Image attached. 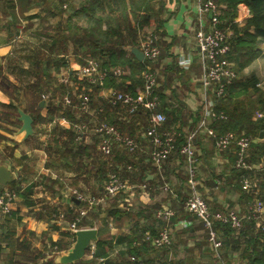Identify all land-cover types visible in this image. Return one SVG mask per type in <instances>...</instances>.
<instances>
[{
  "label": "crops",
  "instance_id": "0c3cea01",
  "mask_svg": "<svg viewBox=\"0 0 264 264\" xmlns=\"http://www.w3.org/2000/svg\"><path fill=\"white\" fill-rule=\"evenodd\" d=\"M66 1L28 0L20 6L17 0H0V73L2 75H8L15 84L26 87L35 81L32 75L26 78V72L32 64L34 65L40 52L45 56L64 58L67 63V67L61 68L59 72L54 63L43 64V69L50 72L55 85L52 89L53 98H51L52 93H48V98L43 99L44 106L39 112L40 115L33 120L34 134L28 138H25V133L21 132L22 121L19 119V113L11 115L12 121L3 117V114L10 111L9 108L4 107V104H9L13 96L0 85V165L5 164L13 173V180L10 183L7 185L0 183V195L15 194L10 204V211L6 212L0 207V264H59L56 261L57 255L64 254L74 244L75 235L69 228L71 222L67 220L69 209L74 208L76 202V209L80 211L89 206V198L103 194L100 175L110 169L111 161L118 163L120 170L126 164H130L125 153L127 151L119 142L115 143L110 157H106L100 151L101 136L95 132V129L103 121L116 124L123 135L138 137L139 147L133 153L137 154L136 160L145 158V161H133L134 164L139 161L134 170L148 175L145 181L150 188L144 194L134 191L123 192L117 201L107 204V207L111 206L112 209L119 210L125 215L124 223L121 222V225L116 226L106 212L107 209H98L92 212L93 215H88L87 220L90 224L87 227L97 228L100 236L99 228L108 221L110 235L115 237L129 235L136 230L135 219L133 220L136 218L141 224L155 225L154 229L158 232L163 224L147 212L162 206L170 207L176 212L178 210V214L176 213L177 219L172 226L174 237L172 247H169L167 254L168 260L175 264H217L209 253L207 231L200 219L188 212L179 214V210L183 207V196L188 193L185 157L180 153H173L159 173L151 163V143L142 129L143 124L147 122L146 112L134 115L124 105L112 107L110 104L109 100L114 91L121 89L120 76L130 75L129 64L120 67L123 73L110 80L112 83L106 78L104 85H98L82 78L79 74L80 70L90 56L83 57V53L75 52L74 45L66 35L69 34L67 29L69 22L86 23V17L79 16L76 21L70 20L72 10L62 7ZM86 1L82 0L81 3L85 5ZM124 1L129 3V0ZM197 1L152 0L155 9L148 14L151 15L153 22L142 27L139 26L142 11L131 17V25L138 32L137 39L149 33L158 36L157 44L161 46L162 53L156 64V71L158 90L164 107L162 108L176 112L174 125L176 129H182L184 134L196 127L203 115L201 83L203 65L195 45L198 28ZM121 3L122 0H105L106 12L112 15L118 14ZM220 5L222 9L227 8L225 2ZM250 16L247 6L239 4L236 16L238 25L243 27ZM103 27L106 28V23ZM60 30L66 35L60 36ZM44 32H48V35H43ZM249 32L257 37L261 52L259 57L243 70V74L255 75L258 79L257 86L264 89V30L252 27ZM122 34L132 38L126 28L122 29ZM54 38H59V42L52 47ZM44 42L47 44L45 45ZM53 48L55 50H52ZM133 48L138 47H133L131 44L125 46L127 56L140 61L133 53ZM79 57L82 58V62L78 60ZM125 83L131 85L132 79H127ZM141 87L136 85L133 88L136 92ZM68 93L73 100L71 104L65 103L64 100V96ZM83 93L88 95L91 103L93 102L92 110L97 109L98 112L94 114L90 113L92 111L90 110L86 112V116H79L80 120L73 126L77 134L75 143L84 140L93 149L89 154L69 160L63 155V151L69 149L66 144L67 136L60 134L58 126L62 124L67 128L70 127V119L62 112L70 105L80 108L79 103L82 100L80 97ZM17 95L15 102L20 104L18 109L22 108L30 114V94L23 92L21 97ZM53 105L56 106L53 117L46 121L48 112L54 109ZM211 140L205 131H201L196 138L197 153L201 160L200 190L215 209L232 208L246 211L251 203H247L236 187L230 184L232 180L234 181L232 169L236 161L232 162V158L235 147L218 151L212 146ZM258 141L264 139L258 138L256 142ZM120 161L123 163H119ZM129 164L127 167L131 171L132 166ZM251 164L257 183L258 176H261L256 190L259 193L264 192L262 187L264 163L261 160ZM132 180L137 182L134 183L136 185L140 183L136 177ZM13 182L16 184L12 185ZM165 184L169 189L164 188ZM140 211L143 214L137 215ZM252 227V225L246 226L243 234L253 232ZM67 232L71 235L64 234ZM220 234L225 240L223 253L226 254V260L231 264H249L245 249L252 250V248L251 244L249 246L246 244L245 237L236 240L232 232L225 234V231H220ZM59 241L64 245L65 250L55 249L52 246V243ZM126 250V243L117 244L108 252V259L118 261L123 258L122 253ZM83 259L89 257L85 255ZM101 259L105 260V258Z\"/></svg>",
  "mask_w": 264,
  "mask_h": 264
},
{
  "label": "trees",
  "instance_id": "16d2710c",
  "mask_svg": "<svg viewBox=\"0 0 264 264\" xmlns=\"http://www.w3.org/2000/svg\"><path fill=\"white\" fill-rule=\"evenodd\" d=\"M26 1L28 0H17L20 6H22V4ZM216 2L218 4H221L222 2L227 3V8L222 9L223 13L221 16V26L232 31V35L230 38L231 50L228 54V58L234 63L237 72V78L234 79L233 82L227 86L225 96L221 98L216 107V111L218 113L225 114L226 118L215 121L212 127L217 136H221L226 133H232L236 136H241L242 134H245L246 136L250 137L251 143L248 154V162L258 163L262 160V157H264V141L256 142L255 140L261 138L262 133V138L264 139V115L256 119H254V116L257 111H261L264 113V92L261 90V88L257 86V77L255 75L246 76L243 74V70L249 65H251L252 62L259 57L261 52L260 48L258 47L257 37L254 34L250 33L249 30L252 27L264 30V0H216ZM239 4L246 5L251 14L250 18L247 20L246 24L243 27H240L238 23L235 22L237 18V8ZM154 9L155 4L152 2V0H129V3H126L124 0H122L118 14L112 15L111 13L106 12L105 0H87L85 5L81 3L79 7H74L72 9L73 14L69 17L70 20L76 21L77 17L84 16L86 17V23L72 24L69 22L67 25L69 34L66 35L63 31L65 29L63 28V30L59 31V35H66L67 39H70L72 44L74 45L75 52L83 53V57L90 56L97 59L104 69L110 70L113 67H124V65L129 64L130 75L120 76L121 85L119 87L121 89L119 91H131L134 93L135 90L133 87H135L136 85H143V80L140 75L144 70L145 65L147 64V60L141 62L135 58L130 59L127 56V51H125L124 49L125 46H127L128 44H131L133 47H138L139 45V39H137L138 32L137 29H135L131 25V17L136 16L138 11H142L143 13L140 17L139 26L142 27L144 24L149 25L153 22V20H151V15L148 13L153 12ZM99 12H101V14ZM14 20H16L15 17ZM104 23H106V28L103 27ZM123 28L127 29L128 34L132 36L131 39L129 38V36H123ZM241 32L243 34H240ZM43 35H48V32H44ZM244 36L246 39H244ZM53 42L54 43H52L51 46L55 47V44L59 42V38H54ZM44 44L46 45L47 42H44ZM52 50H55V48H53ZM64 60V58L45 56L40 52L35 59L34 65L32 64L29 70L26 72V78L32 75L35 77V81L33 84L28 85L26 87L22 85L18 86L17 84H15L14 81L10 79L8 75H2L0 73V85L4 90L9 92L11 96H13V99L9 104H4V107L9 108L10 111L3 114V117L9 121H12L10 118L11 115H18L17 110L20 104H17L15 102V95L18 94L17 96L21 97L23 92L27 95L30 94L31 96L29 99V103L31 104H29V106L31 108L30 115L33 117V120L38 115H40L39 112L41 108H39V105L40 102L43 100V95L52 93L51 98H53L54 92L52 91V89L55 87L54 83L52 82L50 72H47L43 69V64L45 62H47L48 64L54 63L57 72H59L61 71V68L67 67V63ZM78 60L82 62V58L79 57ZM116 76L117 75H115L112 71H109L107 81L114 79ZM127 79H132L131 85H126L125 81ZM109 83H112V81H110ZM158 94L161 99V94L159 90ZM243 98L252 103L246 104ZM162 107L163 104L161 106V110L164 111L167 115V120L164 122L161 131L179 132L180 135L177 137L176 141V146H179L183 141L184 132L182 131V129H176L174 125L176 112L174 110L166 111L163 109L164 107ZM53 108V110L51 109L48 112V115L45 118L46 121L53 117L56 106L53 105ZM84 112L82 109L75 107L74 105H70L68 109L62 112V114L68 117L71 121V125L69 128L65 127V125L62 124L58 126L60 134L67 136L66 144L69 149L64 150L63 155L66 156L69 160L82 156L83 154H89L90 150L93 149L84 140H80L78 143H75V138L77 134L73 130V126L74 123L80 120L79 116H86V112ZM142 112L146 111L144 109H140L134 115H139ZM146 115L147 122L142 126L144 132L148 126V112H146ZM134 117L135 116H133V118ZM132 138H134L139 143L138 137L133 136ZM211 139L212 146L216 147V139L214 137H211ZM125 150L128 152L127 153L124 151L127 154V160L130 162V164H128L129 166H132V170L129 171L127 167L128 164H126V166H124L122 170H120L118 163H113L111 161L112 165L110 169H108V171L106 172L103 171L100 175V185L102 186V191L103 183L107 179V176L110 172L118 173V175L129 184L137 183L136 181L134 182V180H132L133 177H136L140 181L138 185L144 183V181L147 179L148 175L143 173L141 174L134 170V168H136L137 163L139 161H145V158L137 159L139 161L134 164L133 161L136 160L137 154L131 153L127 149ZM234 152H237L236 147ZM235 153L234 158H232V162L236 161L237 159V153ZM119 163H123V161H120ZM232 172L233 179L235 182L232 180L230 184L236 187V189L240 192L241 197H243V199L247 203H251L256 197L264 200V192H246L243 189L242 181L245 178L248 177L252 181L256 182V178L252 170H238L234 166ZM260 178L261 176H258L257 185L260 184ZM15 184L16 182H13L12 185ZM262 187L264 188V184L262 185ZM187 194L188 193L183 196L184 201L187 197ZM86 206H88V204ZM73 207L74 208L69 209V216L67 217V220H69L70 222L74 221L79 214V211L76 209V202H74ZM112 208L113 207L108 206L106 207L107 210H105L106 212H108L109 217H111V220L115 222L116 226H119L124 223L123 219L125 218V215L121 211L114 210ZM155 210L156 209H154L153 211H148L147 213H151V216L153 217ZM213 210L222 209L213 208ZM92 212L94 213V211H89L88 215H93ZM180 212H187L184 209V202L183 207H181V209L179 210V214ZM176 213L178 214V210ZM140 214L142 215L143 212L140 211L137 215ZM88 215L83 219L82 223L79 224L80 226L90 224H88L87 220ZM176 216H174L170 221V224L172 226L174 225V222L177 219ZM134 219V225L136 230L132 231V233L129 235H119L116 237L110 235L109 222H105L104 225L99 228L101 235L99 236L98 242H96V251L93 258L82 259L73 264H102V261L100 260L101 258H105V260L103 261L104 264H137V262L130 260L129 257L131 256L142 258L146 264H154L157 259L164 260L169 264H175L167 258L169 247L172 246L161 248L154 245L151 240H143V237L146 232H149L152 236L157 235L158 232H156L154 229L155 225L153 226L141 224L139 220L136 221V218H133V220ZM159 221L161 222V224L164 225V221ZM248 222H250L251 224ZM248 222L247 224L245 223L244 227L238 233L230 226H219V233L220 231H225V234L226 232H232L234 234V239L236 240H240V237L242 236L245 237L244 239L246 244L248 246L251 244L252 248V250L245 249L246 256L249 258V264H264V230L261 227L257 228L255 221L251 220ZM249 225L253 226L252 228H254V231L248 232L249 234H243L244 230L246 229V226ZM64 234H66L67 236L71 235V233L69 234V232ZM223 242L224 250V238ZM122 243H126L127 245L126 252L122 253L123 258L118 261H112L108 259V252L113 249L117 244ZM52 246H54V248H58L59 250L64 249V245H62L61 241L57 243H52ZM90 251L91 250L89 248L86 253L89 254ZM209 253H211L210 248ZM223 255L224 257H226L225 253H223Z\"/></svg>",
  "mask_w": 264,
  "mask_h": 264
},
{
  "label": "built area",
  "instance_id": "2783aa9c",
  "mask_svg": "<svg viewBox=\"0 0 264 264\" xmlns=\"http://www.w3.org/2000/svg\"><path fill=\"white\" fill-rule=\"evenodd\" d=\"M81 1L68 0L63 4V8L72 10L74 7H79ZM197 4L198 28L195 35V45L203 65L201 77L203 115L197 126L183 135L182 143L176 146L177 137L180 135L179 132L161 131L164 122L167 120V115L161 110L162 101L158 94L159 82L156 64L162 50L157 44L158 36L156 34H143L139 39L138 48L143 52L144 60H147V64L141 73L143 80L142 87L134 93L131 91H114L109 101L112 107L124 105L131 114L137 113L140 109L148 112V126L145 129L144 135L151 143V163L159 172H161L164 164L173 153H180L185 157L188 175V194L184 201V209L189 214L196 216L203 223L208 235L210 252L217 264H231L223 255L224 242L219 233V226H230L238 233L245 223L253 220L256 222L257 228L261 227L264 230V201L259 198L256 199V203L253 202L244 213L232 208L213 210L200 190L199 166L201 160L200 155L197 153L196 138L201 131H205L209 137L216 139L215 146L218 151L227 150L231 146L236 147V168L251 170L253 169V165L248 162L250 137L245 134L236 136L232 133L217 136L212 127L215 121L226 118L225 114L216 111V106L221 98L225 96L227 86L237 78V72L234 63L228 58L231 50L230 38L232 34L230 30L221 26L222 6L216 0H198ZM235 22L237 21L235 20ZM86 62L79 74L83 79H88L93 84L104 85L109 71H112L115 75L123 73L120 67H113L110 70L104 69L101 63L93 57H87ZM47 98V95H43L44 100ZM80 98L82 100L79 107L85 112L92 110L91 99L88 95L83 93ZM64 100L67 104L73 102L70 93L64 96ZM92 112L96 114L98 111L96 109L90 111V113ZM258 116L262 117L263 114L259 113ZM95 132L101 136L99 147L106 157L112 156L116 142L121 143L125 149L132 153L139 147V143L134 138L123 135L119 128L109 121L101 122L96 127ZM242 183L243 189L246 192H257V182L247 177ZM149 188L146 182L140 185L129 184L118 173L110 172L103 183V194L88 199L89 206L79 211L76 219L69 224L70 229L91 228L87 227L86 224L79 225L88 215L89 211L105 210L107 204L117 201V198L123 192L134 191L138 194H144ZM164 188L169 189V186L165 184ZM14 197V193L0 195V207L6 212L10 211V204ZM175 215L176 210L170 207L162 206L156 209L154 216L164 221V225L155 236L146 232L143 240H151L154 245L161 248L171 246L174 236L170 221ZM89 248L91 250L90 258H93L96 251V243L92 242ZM100 260L104 264V260ZM130 260L137 262V264H146L140 257L131 256ZM154 264L169 263L157 259Z\"/></svg>",
  "mask_w": 264,
  "mask_h": 264
},
{
  "label": "water",
  "instance_id": "95a60500",
  "mask_svg": "<svg viewBox=\"0 0 264 264\" xmlns=\"http://www.w3.org/2000/svg\"><path fill=\"white\" fill-rule=\"evenodd\" d=\"M241 6V5H240ZM133 53L140 60H144V54L139 48H133ZM44 106V100L40 102L39 107ZM19 119L22 121L21 132L25 133V138L34 134L33 117L24 111L22 108L18 109ZM263 137V133L261 134ZM257 141V139L255 140ZM13 180V173H11L5 164L0 165V183L7 185ZM77 199V198H74ZM75 242L64 254L57 255L56 261L59 264H73L82 260L89 246L92 242H98V229L95 227L81 228L74 231Z\"/></svg>",
  "mask_w": 264,
  "mask_h": 264
},
{
  "label": "rangeland",
  "instance_id": "374dc122",
  "mask_svg": "<svg viewBox=\"0 0 264 264\" xmlns=\"http://www.w3.org/2000/svg\"><path fill=\"white\" fill-rule=\"evenodd\" d=\"M231 34H232V32H231ZM263 92H264V89H261ZM244 99V98H243ZM244 101H245V103L246 104H251L252 102H250V101H248V100H246V99H244ZM259 113H262L263 115H264V113L263 112H261V111H257L256 113H255V116H254V119H256V118H260L259 116H258V114ZM262 138V137H261ZM262 140H263V138H262ZM262 161H263V163H264V157H262ZM264 165V164H263ZM200 166H199V176H200ZM263 171H264V168H263ZM159 173H161V172H159ZM187 178H188V176H187ZM256 199H258L257 197L254 199V201H252L251 202V204L254 202V203H256L255 202V200ZM264 201V200H263ZM236 210H239L241 213H244L245 211H242V210H240V209H236ZM263 216H264V214H263ZM69 228H70V226H69ZM71 230V229H70ZM73 232L75 231V230H72ZM75 235V234H74ZM86 256H87V258L89 257V259H90V253L88 254H86Z\"/></svg>",
  "mask_w": 264,
  "mask_h": 264
}]
</instances>
